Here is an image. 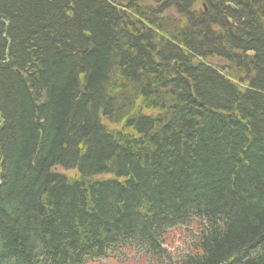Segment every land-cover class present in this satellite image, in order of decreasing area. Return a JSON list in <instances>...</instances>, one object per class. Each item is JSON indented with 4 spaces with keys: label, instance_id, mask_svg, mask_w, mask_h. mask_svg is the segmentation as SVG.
Here are the masks:
<instances>
[{
    "label": "trees",
    "instance_id": "trees-1",
    "mask_svg": "<svg viewBox=\"0 0 264 264\" xmlns=\"http://www.w3.org/2000/svg\"><path fill=\"white\" fill-rule=\"evenodd\" d=\"M127 258L264 264V0H0V264Z\"/></svg>",
    "mask_w": 264,
    "mask_h": 264
},
{
    "label": "rangeland",
    "instance_id": "rangeland-1",
    "mask_svg": "<svg viewBox=\"0 0 264 264\" xmlns=\"http://www.w3.org/2000/svg\"><path fill=\"white\" fill-rule=\"evenodd\" d=\"M179 237V235L177 236V238ZM174 247L175 248H179V251H180V248H182V246H181V243L180 242H176V244L174 245ZM175 248H173L172 250H173V254H175ZM92 264H114L111 260H104V261H101L100 263H98V262H94V263H92ZM116 264H132V262L130 261V259L129 258H127V259H125V260H122L121 262H118V263H116ZM135 264H138L137 262H135Z\"/></svg>",
    "mask_w": 264,
    "mask_h": 264
},
{
    "label": "bare ground",
    "instance_id": "bare-ground-1",
    "mask_svg": "<svg viewBox=\"0 0 264 264\" xmlns=\"http://www.w3.org/2000/svg\"><path fill=\"white\" fill-rule=\"evenodd\" d=\"M220 63H221V61L218 60V59H215V60H213V61L211 62V64H212L213 66H216V65H218V64H220ZM53 170H54L55 172H58V173H60V174L67 175V176H69V175H71L73 172H75L74 170H72V171H66V170H62L61 168H57V167H55Z\"/></svg>",
    "mask_w": 264,
    "mask_h": 264
}]
</instances>
